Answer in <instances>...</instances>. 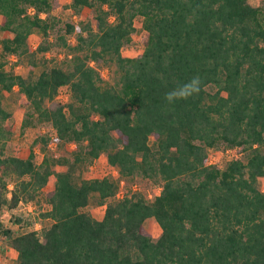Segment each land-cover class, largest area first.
I'll use <instances>...</instances> for the list:
<instances>
[{
  "label": "trees",
  "instance_id": "trees-1",
  "mask_svg": "<svg viewBox=\"0 0 264 264\" xmlns=\"http://www.w3.org/2000/svg\"><path fill=\"white\" fill-rule=\"evenodd\" d=\"M58 4L0 0V29L11 33L0 38V211L27 201L40 206L34 218L12 214L19 230L0 219L13 264H264V0L262 7L249 0H70L75 11L92 7L93 19L66 22L63 33L33 49L30 34H49ZM136 16L144 47L125 55ZM54 45L69 49L62 64L45 58ZM12 55L42 69L27 76L8 69ZM99 66L111 69V80ZM194 76L202 81L198 95L165 101ZM62 86L65 101L57 99ZM15 87L29 107L21 126L54 129L33 144L73 143L69 155L44 153L37 162L33 147L25 156L6 152L14 131L2 99ZM221 146L241 156L223 167L209 163L208 149ZM101 153L118 175L77 179L78 167ZM136 175L159 185L158 193L117 196L120 181ZM92 203L104 205L101 217L86 208ZM148 217L160 226L156 238L144 227Z\"/></svg>",
  "mask_w": 264,
  "mask_h": 264
},
{
  "label": "rangeland",
  "instance_id": "rangeland-1",
  "mask_svg": "<svg viewBox=\"0 0 264 264\" xmlns=\"http://www.w3.org/2000/svg\"><path fill=\"white\" fill-rule=\"evenodd\" d=\"M249 2L253 5H258L262 7L263 0H249ZM56 16V26L49 32V34L43 35V33L35 28L29 36V43L31 47L34 49L38 43L44 41H53L55 35L59 33H63L66 28V22L73 23L75 25H79L81 21L92 20L94 9L92 7H84L79 11H75L70 6V0H59L58 6L52 12ZM135 23V31L132 34V39L123 45L122 53L125 55H134L142 51L144 47V36L145 30L142 26V18L141 16H136L134 19ZM7 33H10L8 30L0 29V38L5 36ZM69 41L72 42L75 39V34L72 33L69 36ZM69 49L65 46L54 45L50 50H48L45 54V58L48 60L50 64H62L66 57L69 56ZM6 67L8 69H13L16 72L27 76L29 73L32 75H36L41 69L42 64H37L33 69H30L27 57L23 55L20 59H17L16 56L12 55L8 57ZM100 71L102 72L103 77L108 81L111 80V69L107 67L99 66ZM29 74V75H30ZM68 88L67 86H62L59 89V93L57 95V99L60 101H65L68 99ZM3 104L4 106L11 112L10 118L7 120V124L13 128V134L11 138L8 140L6 145V152L10 154H17L25 156L30 147H33L35 152V161H40L43 154L49 155H69L68 148L73 146L72 144L68 145V148L65 146H59L56 144L54 139H51L49 144L45 149L40 146L33 144V139L37 135L47 134L51 137L54 135V129L47 122H35L26 127L21 126V121L26 112L29 110L27 104L22 100L21 95L16 90V87L13 91L4 92L3 93ZM153 136L150 137V141H152ZM210 156L216 161V163L223 167L226 162L234 157L241 156L239 153H236L232 148H226L224 146L217 148L209 149ZM55 169H65L67 166L62 164H56ZM103 175H112L117 176V170L114 166L110 165L106 159L105 153H101L99 157H97L92 163L86 166H80L76 170V178L80 177H91V176H103ZM11 181V178H9ZM55 180V175L51 174L47 187L53 186ZM259 187L264 189V177L259 178ZM140 190L146 194L148 198L153 197L159 191V185H156L150 179L143 177L141 175H136L130 179H122L120 181L119 190L121 194L130 193L134 190ZM118 190V191H119ZM43 192V191H42ZM40 205L46 207V202L43 200L42 195L40 194ZM39 205L35 206L34 212H27V209L24 208L23 205L17 206L12 210L3 207L0 211V219L4 222L5 225H10L13 229L19 230L18 222L11 221V217L13 213L23 214L24 218H34L37 217ZM86 208L96 217H100L104 210V205L97 204H89ZM48 222V221H46ZM42 223V222H41ZM144 227L152 234L154 238H156L160 233V226L156 222L153 217H150L144 221ZM0 246L6 248L5 240L3 237L0 238ZM8 247V246H7ZM5 256L7 258L8 264H13L15 261L14 258V250L7 249ZM4 255L3 253H1Z\"/></svg>",
  "mask_w": 264,
  "mask_h": 264
},
{
  "label": "clouds",
  "instance_id": "clouds-1",
  "mask_svg": "<svg viewBox=\"0 0 264 264\" xmlns=\"http://www.w3.org/2000/svg\"><path fill=\"white\" fill-rule=\"evenodd\" d=\"M202 89V81L199 76H194L186 83L178 84L175 88L165 93V101L174 104L179 100H187L194 95H198Z\"/></svg>",
  "mask_w": 264,
  "mask_h": 264
},
{
  "label": "crops",
  "instance_id": "crops-1",
  "mask_svg": "<svg viewBox=\"0 0 264 264\" xmlns=\"http://www.w3.org/2000/svg\"><path fill=\"white\" fill-rule=\"evenodd\" d=\"M0 20H1V15H0ZM11 33H7L6 35H10ZM57 170H59V169H57ZM20 205H23L24 206V208L25 209H27V212H34V208H35V206H37V203H35L34 201H27V202H20L17 206H20ZM16 206V207H17ZM15 207V208H16ZM12 210V209H11ZM36 213L38 212V211H35ZM103 214V213H102ZM22 216H23V214H21ZM102 216V215H101ZM100 216V217H101ZM99 218V217H98ZM148 218H150V217H148ZM148 218H146V219H148ZM39 225H41V221H36V222H34V227H36V226H39ZM4 240H5V245H6V248L4 249V247L3 246H0V264H8V262L6 261L7 260V258H6V256H5V253L4 252H6L7 251V249H13L14 250V258H16V251H15V249L12 247V246H10L8 243H7V241H6V239L4 238ZM8 246V247H7ZM1 253H3L4 255H2Z\"/></svg>",
  "mask_w": 264,
  "mask_h": 264
},
{
  "label": "built area",
  "instance_id": "built-area-1",
  "mask_svg": "<svg viewBox=\"0 0 264 264\" xmlns=\"http://www.w3.org/2000/svg\"><path fill=\"white\" fill-rule=\"evenodd\" d=\"M210 149V148H209ZM209 149H208V155H209V157H208V162L209 163H216V161L210 156V154H209ZM123 194H121V191L119 190L118 192H117V196H122ZM40 227V225L39 226H36L35 228H39Z\"/></svg>",
  "mask_w": 264,
  "mask_h": 264
}]
</instances>
